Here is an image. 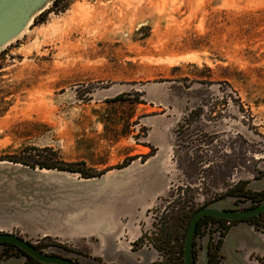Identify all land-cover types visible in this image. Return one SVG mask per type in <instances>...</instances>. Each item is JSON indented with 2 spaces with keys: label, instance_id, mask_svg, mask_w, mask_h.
Listing matches in <instances>:
<instances>
[{
  "label": "rangeland",
  "instance_id": "rangeland-1",
  "mask_svg": "<svg viewBox=\"0 0 264 264\" xmlns=\"http://www.w3.org/2000/svg\"><path fill=\"white\" fill-rule=\"evenodd\" d=\"M124 93L139 103L108 102ZM252 154H264V0H61L0 53V158L105 173L0 167L26 214L66 231L9 230L36 245L98 253L119 203L173 238L178 209L202 205L194 186L229 185Z\"/></svg>",
  "mask_w": 264,
  "mask_h": 264
},
{
  "label": "flooded vegetation",
  "instance_id": "flooded-vegetation-1",
  "mask_svg": "<svg viewBox=\"0 0 264 264\" xmlns=\"http://www.w3.org/2000/svg\"><path fill=\"white\" fill-rule=\"evenodd\" d=\"M246 164L248 167H243L245 172H240L239 175H234L235 169L230 166L229 185L211 187L210 193L204 192L200 185L194 186L196 195L203 198L202 205L194 208L193 203L190 202L192 206L186 207L189 211L186 217L184 210L178 209L181 214L177 218V230L173 232L174 239L171 238V234L162 236L161 228L156 227L153 222L150 223V228L141 223L137 236L133 240L127 239L130 251L139 256L137 264H185L184 248L191 220L198 211L207 206L215 208V212L220 216H204L197 222L192 242L195 264L203 255H206L208 264H227L229 257L223 253V249L227 243L229 232L239 224L248 225L264 240V154H252L251 160H247ZM213 165L209 164L206 167L203 165L200 170L210 172ZM233 216L237 219H233ZM185 219L184 225L183 220ZM171 225L174 227L173 221ZM180 230L183 231L182 235H179ZM19 238L53 259L81 264L78 259L64 254L46 253L41 247H53L64 252L84 255L97 260L99 264H119L110 261L104 253L90 256L87 252L74 250L61 244L45 242L43 246H39L20 236ZM9 258H23V264H43L26 250L12 243L0 242V261ZM252 259L259 264H264V256L254 255Z\"/></svg>",
  "mask_w": 264,
  "mask_h": 264
},
{
  "label": "water",
  "instance_id": "water-1",
  "mask_svg": "<svg viewBox=\"0 0 264 264\" xmlns=\"http://www.w3.org/2000/svg\"><path fill=\"white\" fill-rule=\"evenodd\" d=\"M56 1L57 0H0V53L13 43L21 39L24 34L27 33L35 24L36 20L43 13L51 9ZM0 167H11L12 169L18 168L41 173L57 172L74 174L67 171L48 170L41 169L39 167L32 168L30 166H25L21 163H14L8 160H0ZM101 176L94 178H82L91 181L96 180ZM169 188H171V185L169 186ZM9 189V186H7L6 184H0V232L2 233V235H0V242L12 243L26 250L29 254H31L43 264H74L48 257L40 251L31 247L26 243V241L20 239L19 235L9 232V230L14 227L22 228L33 235L41 234L44 236L60 237L62 236V232H66L58 231L56 224H54L47 217H42V214L38 213V210L34 206H32V209H30L28 211V214H26L24 210L25 206L21 208L20 206H18V204H16L17 202H20L19 193L12 191L9 193ZM133 196L134 193L130 191L124 198V201L127 200L129 202L133 198ZM119 204L116 207L114 206L115 208H110L113 210L108 213V216L110 217V221L114 222V224L107 231L100 232L99 240L101 246H99L100 249L98 248V253H96L95 255L104 253V255L108 256V259L110 261H114L119 264H137V255L133 254L130 251V247L128 246L129 242H127V239L133 240L137 236V234H133L132 237L127 233V230H132L136 228L135 226H140L143 218H138L136 217V215H131L128 217V219H124L123 217H121L120 212H122V214L124 215H128V213L126 212V208H128L129 206L128 203H123L122 207L119 206ZM215 210L216 209L212 206H207L198 211L192 218L185 241V264H195L192 252V242L197 222L204 216L219 215L215 212ZM42 218H44L45 220ZM232 218L237 219V217L234 216ZM94 220H99V217ZM66 230H68V228ZM236 231L237 230L235 229L229 234V236L227 237V245H225V247L230 245L232 240H234V238L237 236ZM254 247L258 246L254 245ZM225 249L226 248H224L223 251H225ZM23 261V258H9L1 260L0 264H23ZM233 261V264H250L248 262L247 255L245 254L237 255L235 259H233ZM86 262L87 264H99L97 260H93L90 258H87ZM197 264H208L206 255L201 256ZM254 264L258 263L256 262Z\"/></svg>",
  "mask_w": 264,
  "mask_h": 264
},
{
  "label": "crops",
  "instance_id": "crops-1",
  "mask_svg": "<svg viewBox=\"0 0 264 264\" xmlns=\"http://www.w3.org/2000/svg\"><path fill=\"white\" fill-rule=\"evenodd\" d=\"M136 228L132 230H127V233L130 235V233L137 234L139 232V226H135ZM237 230V236L232 240L230 245H228L225 251L223 253L229 257V262L227 264H233L235 257L240 254L247 255L248 262L250 264L256 263L255 260L252 259L254 255L264 256V240L262 236H260L258 233H255L252 228H250L246 224H239L238 226L231 229L229 234L233 230ZM228 234V236H229ZM261 239V240H260ZM227 245V243H226ZM254 245H257L258 247H254ZM224 250V249H223ZM101 255V254H98ZM139 256H136V261ZM238 261V260H237ZM258 263V262H257ZM259 264V263H258Z\"/></svg>",
  "mask_w": 264,
  "mask_h": 264
},
{
  "label": "trees",
  "instance_id": "trees-1",
  "mask_svg": "<svg viewBox=\"0 0 264 264\" xmlns=\"http://www.w3.org/2000/svg\"><path fill=\"white\" fill-rule=\"evenodd\" d=\"M61 0H57L54 5L52 6L51 9H49L47 12L43 13L35 22V25H38L42 22L45 21V18L48 14H50L51 12H54L55 8H58V6L60 5ZM67 10V7L64 6L62 8V10H60L59 12H65ZM125 101H129L131 104L132 103H139L138 98H131L130 94H120L118 96H116L115 98L109 100L108 102L110 103H118V102H125ZM143 160H147L148 156H143L142 157ZM0 160H8V161H12L14 163H21L25 166H30L32 168H41V169H48V170H59V171H67V172H72V173H79L82 175V177L84 178H94V177H99L101 175L104 174V172H100V173H88L85 172L84 170H81L80 168H74V165H66V164H58L56 163L53 159H43V160H34V161H29L26 159H12V158H0Z\"/></svg>",
  "mask_w": 264,
  "mask_h": 264
},
{
  "label": "bare ground",
  "instance_id": "bare-ground-1",
  "mask_svg": "<svg viewBox=\"0 0 264 264\" xmlns=\"http://www.w3.org/2000/svg\"><path fill=\"white\" fill-rule=\"evenodd\" d=\"M25 34H26V33H25ZM25 34H24V35H25ZM189 57H190V56H189ZM193 59H194V58H193Z\"/></svg>",
  "mask_w": 264,
  "mask_h": 264
}]
</instances>
